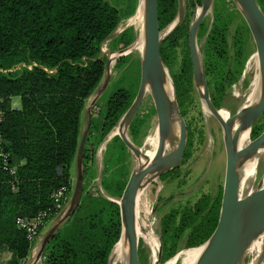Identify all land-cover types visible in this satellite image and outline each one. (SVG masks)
<instances>
[{"label": "trees", "instance_id": "16d2710c", "mask_svg": "<svg viewBox=\"0 0 264 264\" xmlns=\"http://www.w3.org/2000/svg\"><path fill=\"white\" fill-rule=\"evenodd\" d=\"M257 2L264 11V0ZM215 5L210 30L203 23L198 38L203 41L211 100L220 109L242 76L251 34L239 9L230 12L226 0H215ZM138 6L139 0H0V109L4 112L0 147L7 155V165L0 155V254L10 251V264L26 261L33 250L17 218L52 208V194L62 186H68L72 194L71 170L81 141L82 113L105 74L107 57L102 46ZM185 9L184 20L161 46L162 59L172 68L176 48L182 39L187 43L179 72L172 70L183 116L194 91L189 50L194 11H189L188 2ZM178 10L179 0H158L161 30L176 19ZM137 36L133 26L127 27L113 38L110 50L129 47ZM130 59V55L120 57L116 67L125 66ZM15 97L20 98L19 107L13 104ZM135 97L136 91L121 86L101 101L100 108L96 106L99 117L88 142L94 152L91 155L86 149L81 202L47 244L42 264H109L122 234V217L119 203L107 196L120 199L131 174L124 140L116 135L107 146L102 178L106 194L91 184L95 172L88 163ZM146 120L137 114L131 122L135 142L143 135ZM187 130L190 139L185 157L193 137L190 125ZM263 130L264 111L253 126L252 137ZM222 196L223 190L203 194L193 205L172 208L163 216V262L177 255L183 241L186 248H194L210 238L219 221ZM139 258L145 264L147 253L140 247Z\"/></svg>", "mask_w": 264, "mask_h": 264}, {"label": "water", "instance_id": "95a60500", "mask_svg": "<svg viewBox=\"0 0 264 264\" xmlns=\"http://www.w3.org/2000/svg\"><path fill=\"white\" fill-rule=\"evenodd\" d=\"M143 1V38L145 45L141 58L140 88L132 105L123 115L119 124L120 130L117 134L123 138L127 146L133 149L137 158L138 156H143L145 160L142 163H138L132 170L120 199L107 196L108 199L119 203L121 208L122 234L119 241L123 237H126L128 241V264H140V239L136 231V205L139 189L149 174H153L154 177H160L165 172L176 168L183 159L188 141L187 125L180 110L175 85L173 84L174 97L172 100L165 91L164 82L168 68L161 56L163 42L181 24L185 12V1L179 0L177 17L169 25L171 27L174 23L171 29L167 26L166 33H163L164 29L161 30L160 28L158 0ZM234 1L242 12L257 45L260 65V95L252 104L243 106L227 119H223L220 115V109L211 100L209 85L205 75L202 47L198 44L200 25L211 8L213 0H203L201 10L193 19L189 29V50L193 64L194 84L198 88L201 97L205 99L212 114L223 126L227 154L226 175L219 221L210 238L200 245L203 247V250L195 264H246L245 259L251 243L257 237L264 235V183L250 191L247 195H242L239 175V169L242 164L255 156L264 147L263 130L247 146L239 148L241 133L245 130H249L251 133L254 124L264 111V11L257 0ZM140 3L141 0H139V5ZM132 51L133 46L130 45L119 50L118 57L127 56ZM114 53L115 51L107 53L108 57L105 63V74L101 90H104L110 81ZM148 84L150 85V94L155 104L159 131L158 152L152 159L146 158L147 153H144L141 148L131 142L126 131L144 100L145 89ZM97 97L92 102L93 104L97 100ZM90 124L91 118L84 130L77 151L75 159L77 177L66 211L55 217L54 222L43 236L35 260L30 261L29 257L27 264H37L41 261L49 241L75 212L81 202L85 184L83 159ZM176 131L178 132L177 135ZM166 142L171 144V149L168 151H165ZM161 257L162 242L160 235L158 262ZM263 261L264 245L260 261L257 264H262Z\"/></svg>", "mask_w": 264, "mask_h": 264}, {"label": "rangeland", "instance_id": "374dc122", "mask_svg": "<svg viewBox=\"0 0 264 264\" xmlns=\"http://www.w3.org/2000/svg\"><path fill=\"white\" fill-rule=\"evenodd\" d=\"M113 3H117L119 0H110ZM185 8L186 1L190 4V10L194 11L192 19L196 17L198 12L201 10V3L199 0H184ZM193 1L194 4L192 5ZM216 5H212L209 9L203 23L210 30L212 22L214 19V9ZM138 11V9H137ZM137 11L129 18L124 19L119 27L114 32L112 38L107 40L103 46L102 51L103 55L108 57V52H110L111 42L114 37L119 35L124 29L129 26H133L138 33L137 39L131 44L133 46V51L129 54L131 56L130 62L121 68H117L116 64L120 57H117L116 61L112 63L111 70V81L107 86L106 97L114 91L116 88L125 86L130 88L132 91H136V94L140 88L141 82V51L136 48L139 46V40L144 31V21H138L135 19L137 16ZM186 12V9H185ZM184 17L182 21L185 18ZM135 15V16H134ZM133 20V21H132ZM136 20V21H135ZM181 21V23H182ZM136 22V23H135ZM139 22V23H138ZM202 23V24H203ZM169 27V26H168ZM168 27L163 30V33L167 32ZM142 29V33L141 30ZM136 44V45H135ZM198 44L200 47L203 45V41L198 38ZM256 43L252 40L249 46V57L246 61L245 68L243 70L242 76L240 79L233 85L231 91L224 99V102L220 109H226L230 112V115L235 114L240 108H242L246 102L249 91L252 88L253 82L256 80L257 75L260 77V65L258 66L255 62H251L253 55L258 51ZM187 43L186 40L182 39L180 45L176 48L175 53L173 54L172 68H168L169 75L173 82L172 70L179 72L181 60L186 53ZM113 52V51H112ZM116 54H119V50L115 51ZM257 55V54H256ZM129 65V66H128ZM247 72H246V71ZM254 80V81H253ZM103 82H101L102 84ZM174 84V82H173ZM104 90H96L95 93L91 96L90 100L87 101V105L94 110V105L101 107V101L106 97L101 96L100 94ZM239 94V95H238ZM98 96V97H97ZM95 97H97V103L93 104ZM16 104L20 105V98H14ZM86 109V108H85ZM85 109L82 113L81 119V138L83 136L84 130L88 121L85 119ZM155 112H154V111ZM185 115L184 120L186 125H190L192 137L191 147L189 146V154L182 161L180 166V176L172 177L167 182L160 177L157 180L150 182L143 192V197L147 206L151 210L150 221L152 226L159 237L161 234V219L162 217L172 208H184L187 206L193 205L203 194H217L220 190H223L225 183L226 175V165H227V154L224 140V129L220 121L212 114L209 107L207 106L205 99L201 97L198 88L194 84V91L192 97L189 99L188 105L184 108ZM94 112V111H93ZM138 115L146 117V126L143 131V135L140 137L139 141L134 144L141 148L144 153L149 151L152 146L148 143V139L153 137L155 132L158 129V117L156 114L154 100L151 94L147 95L141 106L137 111ZM157 126V127H156ZM119 124L113 129V132L117 130ZM157 128V129H156ZM127 135H129V127L127 128ZM148 137V138H147ZM131 138V137H130ZM189 137L188 141L189 142ZM251 141L254 139L252 137V132L250 133ZM81 140V139H80ZM109 140L106 144H101L96 150L95 159L91 163L92 170L95 172V178L92 180L91 184L99 187L104 194L105 190L102 187V178L103 170L105 168V156L107 154V146ZM147 142V143H146ZM127 165L132 172L134 167L137 165V155L133 149L127 146ZM257 173L255 178L251 181L250 187L245 191L243 195H247L250 191L259 187L264 183V156L261 157V160L257 166ZM72 178H73V188L75 185V180L77 177V168L76 162L72 167ZM72 188V191H73ZM252 188V189H251ZM117 199V198H116ZM54 222V219L48 223V225L43 229L41 240L39 239L38 243L32 244L33 250L30 254V261L35 260V257L40 249L41 241L44 234L49 229V227ZM35 245V246H33ZM140 249H145L147 253V260L145 264H153L152 259V250L146 245L144 240L140 241ZM184 246V241L182 242V249L177 253L179 255L183 251L187 250ZM176 255V256H177ZM175 257V256H174ZM252 254L248 253L246 256V264H250L252 261ZM43 259V257H42ZM42 259L37 264H42ZM29 261V258H28ZM169 261V260H168ZM161 258H159L158 264H165ZM141 264V262H140ZM176 264H181L180 259Z\"/></svg>", "mask_w": 264, "mask_h": 264}, {"label": "bare ground", "instance_id": "6f19581e", "mask_svg": "<svg viewBox=\"0 0 264 264\" xmlns=\"http://www.w3.org/2000/svg\"><path fill=\"white\" fill-rule=\"evenodd\" d=\"M135 19L141 22L144 21V1L143 0H141V3L138 7L137 16L135 17ZM173 24L171 25V27H169V29L172 28ZM140 30H141L140 33H142V29ZM144 45L145 43H144V38L142 34L141 39L139 40V46H136V48H138L141 51V53H143ZM256 54L253 55L250 61L255 62L259 66V57H258V54L257 55ZM118 55L119 54H116V53L113 54V58H112L113 62L115 61L116 57H118ZM164 87H165V91L168 97L172 100L174 97V87H173V82L170 78L168 69H167L166 79L164 82ZM150 93H151V88H150V85L148 84L145 89L144 98ZM259 95H260V77L257 75V78L253 82L252 88L249 91V94H248V97L246 99L244 106L252 104L259 97ZM220 115L223 117V119H227L228 117H230V112L227 111L226 109H220ZM119 130L120 128L118 127L117 130H115V132ZM177 133L178 132L176 131V135ZM250 142H251V139H250L249 130L243 131L239 137V148L247 146ZM148 143H150V146L152 147L149 151L146 152L147 153L146 158L152 159L158 152V145H159L158 129L153 135V137L148 139ZM169 149H171V144L169 142H166L165 151H168ZM262 156H264V147L261 148V150L255 156L245 161L240 167L239 175H240V180H241V194L242 195L250 187V184L253 178H255L256 173H257L256 169H257V166ZM137 159H138L137 164L142 163V161L145 160L143 156H138ZM157 179L158 177H154L153 174H149L145 178V180L143 181L139 189V193L137 196V205H136V231H137L140 241L144 240L146 245H148L151 248L153 264L159 263L158 262V252L160 250V240L152 226V222L150 221L151 210L149 209V207L147 206V203L145 202V198L143 197V192L145 191V189L147 188L146 186L150 182L157 180ZM263 245H264V235L257 237L251 243L248 253H251L253 258L250 264H257L260 261L262 250H263ZM202 250H203L202 246L189 248L183 251L182 253H180L179 255L169 259V261L165 264H176V262L179 259L181 261V264H195ZM110 264H128V241L126 237L121 238V240L115 245L112 255H111ZM262 264H264V261L262 262Z\"/></svg>", "mask_w": 264, "mask_h": 264}, {"label": "built area", "instance_id": "2783aa9c", "mask_svg": "<svg viewBox=\"0 0 264 264\" xmlns=\"http://www.w3.org/2000/svg\"><path fill=\"white\" fill-rule=\"evenodd\" d=\"M4 112L0 109V122L3 120ZM1 142V134H0ZM0 155L5 160V165H7V155L2 151L0 147ZM14 172V169H12ZM53 198V207L47 210L40 211L36 216L33 217H18L17 224L20 228L26 230L27 238L32 244H37L39 239L41 240V235L43 229L48 225L50 221L55 219L59 214L64 213L68 206L71 195H69V187L62 186L59 189L55 190L52 194ZM55 214L54 218L51 220V215ZM33 245V246H35ZM34 248V247H33ZM27 261H20L17 264H27ZM10 264V263H6Z\"/></svg>", "mask_w": 264, "mask_h": 264}, {"label": "flooded vegetation", "instance_id": "af4514ba", "mask_svg": "<svg viewBox=\"0 0 264 264\" xmlns=\"http://www.w3.org/2000/svg\"><path fill=\"white\" fill-rule=\"evenodd\" d=\"M200 1V3H201V5L203 4V0H199ZM187 2V1H186ZM212 5H215V0H213V2H212ZM226 6L228 7V9H229V11L230 12H232V11H235L236 9L238 10L239 8H238V6H237V4H236V2L234 1V0H226ZM263 10V9H262ZM240 15L242 16V18L244 19V21L246 22V20H245V18H244V16H243V14H242V12L240 11ZM206 17V16H205ZM194 19V18H193ZM205 19V18H204ZM204 19H203V21H204ZM203 21H202V23H203ZM235 22H236V18H235ZM235 22H234V24H235ZM202 23H201V25H202ZM233 24V25H234ZM246 24H247V22H246ZM201 25H200V27H201ZM247 26H248V24H247ZM248 28H249V26H248ZM200 29V28H199ZM232 29H233V26H232ZM249 30H250V28H249ZM199 32V31H198ZM250 34H251V42H252V40L255 42V40H254V37H253V35H252V32H251V30H250ZM256 43V42H255ZM256 45V44H255ZM257 46V45H256ZM110 81H111V78H110ZM110 81H109V83H110ZM109 83H108V85H109ZM107 85V86H108ZM102 86H103V84H101L100 86H99V88L97 89V90H100L101 88H102ZM107 86H106V88L104 89V91L100 94V97L103 95V94H105L106 93V89H107ZM104 96V95H103ZM91 98V97H90ZM90 98H89V100H90ZM99 99V98H98ZM98 99H97V101H98ZM97 101H95V103H97ZM94 103V104H95ZM97 105H94V110H92L87 104H86V106H85V119H86V121H88L89 122V120H90V118H91V124H90V129H89V133H88V137H87V140H86V145H85V151H84V159H85V153H86V149L87 150H89L88 152H90V154L92 155V153L94 152L93 151V146H91V145H89L88 144V142H90V138H92L93 139V135H91V130L93 129V125H94V121L95 120H97V118L99 117V111H100V109L99 108H97L96 107ZM94 111V112H93ZM125 114V113H124ZM123 114V115H124ZM136 115H137V113H136ZM136 115H135V117H136ZM123 117V116H122ZM122 117L120 118V120H119V122H118V124H120V121H121V119H122ZM134 117V118H135ZM261 117V116H260ZM134 118H133V120H134ZM132 120V121H133ZM88 124V123H87ZM117 124V125H118ZM131 124V123H130ZM255 125V124H254ZM87 126V125H86ZM116 127V126H115ZM114 127V128H115ZM113 128V129H114ZM119 131H117V132H114L113 133V130L106 136V138L103 140V142L101 143L102 145L103 144H106L109 140H112L116 135H118L117 133H118ZM93 134H95V133H93ZM129 135H130V137H131V134H130V125H129ZM120 136V135H119ZM121 137V136H120ZM129 137V139L131 140V142L134 144V140L132 139V137L130 138ZM122 138V137H121ZM123 139V138H122ZM134 141V142H133ZM111 142V141H110ZM109 142V143H110ZM125 142V141H124ZM108 143V144H109ZM136 143V142H135ZM100 144V145H101ZM126 144V143H125ZM99 145V146H100ZM99 146L97 147V149L99 148ZM126 147H127V145H126ZM96 149V150H97ZM185 152H186V150H185ZM95 154H96V152H95ZM95 154H94V158L93 159H95ZM184 158H185V154H184V156H183V159L181 160V162H180V164L176 167V168H174V169H171V170H169V171H167V172H165L164 174H162L161 176H160V178L161 179H163V180H165L166 182L168 181V180H170L172 177H177V176H180V166H181V164H182V161L184 160ZM84 159H83V167H84ZM127 160V159H126ZM88 161H89V159H88ZM127 162V161H126ZM91 161L88 163V165H91ZM165 174H168L166 177H163V175H165ZM131 175V174H130ZM84 176H85V174H84ZM130 177V176H129ZM129 180V179H128ZM163 218V217H162ZM161 224V223H160Z\"/></svg>", "mask_w": 264, "mask_h": 264}, {"label": "crops", "instance_id": "0c3cea01", "mask_svg": "<svg viewBox=\"0 0 264 264\" xmlns=\"http://www.w3.org/2000/svg\"><path fill=\"white\" fill-rule=\"evenodd\" d=\"M13 104L15 107H19L18 104H16L15 100L13 99ZM12 258V253L8 250L6 251H3L1 254H0V264H6V263H9V261L11 260Z\"/></svg>", "mask_w": 264, "mask_h": 264}]
</instances>
